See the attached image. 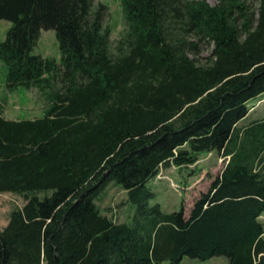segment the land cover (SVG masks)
Segmentation results:
<instances>
[{"label":"trees","instance_id":"trees-1","mask_svg":"<svg viewBox=\"0 0 264 264\" xmlns=\"http://www.w3.org/2000/svg\"><path fill=\"white\" fill-rule=\"evenodd\" d=\"M121 3L113 55L104 4L0 0L8 90L64 84L39 119L8 120L0 103V193L25 200L0 227V264H264V119L240 126L264 95V0ZM49 30L59 63L33 54ZM200 43L213 45L204 65ZM213 152L224 169L189 217L150 204L161 168ZM111 183L136 206L131 224L96 204Z\"/></svg>","mask_w":264,"mask_h":264},{"label":"rangeland","instance_id":"rangeland-1","mask_svg":"<svg viewBox=\"0 0 264 264\" xmlns=\"http://www.w3.org/2000/svg\"><path fill=\"white\" fill-rule=\"evenodd\" d=\"M195 2H205L211 7H216L219 0H185ZM95 5L104 4L109 8L104 26L109 28L111 51L113 55H118L117 45L127 34L125 15L121 0H94ZM250 11L255 12L258 18V3H251ZM12 23L0 20V44L5 40L8 30ZM193 42L198 39L191 37ZM200 54L191 55L197 63L207 64L213 52V45L200 43ZM33 54L41 55L44 58L60 61V49L54 30L43 31ZM7 67L0 63V103L3 106L4 117L8 120H35L44 117L46 111L52 106L53 102L47 95H54L63 90L64 84L58 80L52 83V87L42 92L38 88L25 90L18 88L9 91L7 88ZM249 107L252 109L251 116L240 126H246L252 121L264 119V95L259 99L253 100ZM225 160L221 154L202 153L199 162L191 167L178 168L176 166L163 167L159 175L152 179L148 187L154 192L155 198L150 202L151 205L160 204L163 212L173 213L186 209V216L189 217L196 200L203 193L208 192L214 179L221 174L225 166ZM25 204L23 197L13 193H0V227L3 229L8 225L11 212L21 208ZM96 204L102 214L113 219L116 223L133 222L136 214V206L128 199V194L119 185L109 184L101 191L96 199ZM264 223V214L261 217ZM163 264H170L165 262ZM181 264H228L226 257H215L211 260L200 261L185 258Z\"/></svg>","mask_w":264,"mask_h":264},{"label":"crops","instance_id":"crops-1","mask_svg":"<svg viewBox=\"0 0 264 264\" xmlns=\"http://www.w3.org/2000/svg\"><path fill=\"white\" fill-rule=\"evenodd\" d=\"M251 114H252V112L249 114V117L251 116ZM249 117H248V118H249ZM182 262H183V261H182Z\"/></svg>","mask_w":264,"mask_h":264}]
</instances>
